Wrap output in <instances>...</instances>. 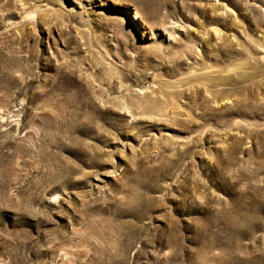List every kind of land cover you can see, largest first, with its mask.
I'll return each instance as SVG.
<instances>
[{
	"label": "rangeland",
	"instance_id": "rangeland-1",
	"mask_svg": "<svg viewBox=\"0 0 264 264\" xmlns=\"http://www.w3.org/2000/svg\"><path fill=\"white\" fill-rule=\"evenodd\" d=\"M0 264H264V0H0Z\"/></svg>",
	"mask_w": 264,
	"mask_h": 264
}]
</instances>
